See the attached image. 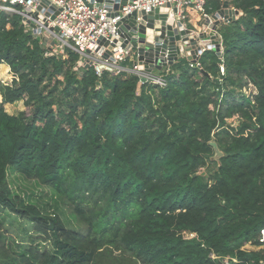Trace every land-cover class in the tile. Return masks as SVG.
<instances>
[{
  "label": "trees",
  "instance_id": "obj_1",
  "mask_svg": "<svg viewBox=\"0 0 264 264\" xmlns=\"http://www.w3.org/2000/svg\"><path fill=\"white\" fill-rule=\"evenodd\" d=\"M226 1L241 15L218 29L223 54L205 46L202 69L179 59L158 73L166 86L86 69L69 48L68 58L45 55L22 16L0 12V63L15 75L0 83V214L33 230L17 251L0 219V264L264 260V246L244 248L261 245L264 227V0H209L206 13ZM199 14L190 29L202 31ZM46 79L78 96L68 111L54 108ZM250 84L252 96L243 93ZM21 100L36 107L32 116L6 110ZM37 195L62 198L84 229L44 212Z\"/></svg>",
  "mask_w": 264,
  "mask_h": 264
},
{
  "label": "built area",
  "instance_id": "obj_2",
  "mask_svg": "<svg viewBox=\"0 0 264 264\" xmlns=\"http://www.w3.org/2000/svg\"><path fill=\"white\" fill-rule=\"evenodd\" d=\"M208 1L126 0L122 8L110 9L105 4H99L97 0L94 2L90 0H0V12H5L9 15L19 14L22 16V21L36 35H40L44 42L45 38L47 40L51 39V43L57 40L64 47L76 51L80 55L82 66L86 69L92 66L95 68L103 66L104 69L102 71H97L99 74L109 70L114 75L125 71L133 72L139 75L141 83L153 82L160 86H166L167 81L165 78L155 73L158 69L154 68L152 72H149L141 68L140 55H136L137 59L131 61L132 65L130 68H127L126 66L128 65L124 64L127 58H130L131 49L123 45L126 40L123 43L117 42L121 33H124L122 27L126 24L123 19L137 12L136 22L139 23L143 18L140 13L148 14L159 7L167 6L169 13H174V20L182 23L185 28L190 29L187 25L188 9L192 8L202 13L204 16L203 21H205L211 18V15L206 13ZM53 6L55 7L53 8ZM240 15L241 12L234 14L233 20ZM210 22L214 21L210 20ZM219 27L217 28V40L220 41L221 46L217 53L221 56L224 52V47L218 33ZM204 50L205 46L203 45V48L196 52V59H189L186 53L184 56L179 54L178 60L181 57L187 58L191 68L202 69L201 56ZM166 63L167 65L163 66L161 70L170 68L169 59L166 60ZM222 71H224L223 65ZM194 235L191 234V236ZM260 243L261 245L256 247L264 246V227L261 229ZM250 245L255 247V245ZM244 248L251 250L247 246ZM211 257L220 261L221 264H240V260L236 256H218L212 253ZM260 264H264V260H261Z\"/></svg>",
  "mask_w": 264,
  "mask_h": 264
},
{
  "label": "water",
  "instance_id": "obj_3",
  "mask_svg": "<svg viewBox=\"0 0 264 264\" xmlns=\"http://www.w3.org/2000/svg\"><path fill=\"white\" fill-rule=\"evenodd\" d=\"M90 1L94 2L95 0ZM97 2L105 4L110 9H119L126 3V0H97ZM238 13H240L239 10L231 8L229 2L226 1L220 10L202 23L204 31L196 33L192 29L185 28L182 23L176 22L173 18L174 13H169L167 6L159 7L148 14L140 13L143 18L139 23L136 22L138 14L134 12L123 19L126 24L122 27L124 33H121L117 42L123 43L126 40L123 44L126 48H138L142 69L149 72H152L154 68L161 70L163 66L167 65V59L170 64H173L178 60L179 54L184 56L187 53L189 59H196V52L201 48H196L197 44L195 43L201 42L202 38L206 39L209 35L212 39L204 46H210L218 51L221 46L220 41L217 40L218 26L225 20L232 21L233 15ZM169 16L170 18H168ZM210 20L214 22H210ZM208 24H210L209 27ZM192 44L193 47L189 49ZM96 69L102 71L104 67L98 66ZM204 72L208 74L206 71ZM211 144L215 149L213 160H220L225 155L224 152L216 141H212Z\"/></svg>",
  "mask_w": 264,
  "mask_h": 264
},
{
  "label": "rangeland",
  "instance_id": "obj_4",
  "mask_svg": "<svg viewBox=\"0 0 264 264\" xmlns=\"http://www.w3.org/2000/svg\"><path fill=\"white\" fill-rule=\"evenodd\" d=\"M188 14H189V17H188L187 22L189 24H192L191 21L196 19L197 16H200V14L197 11L193 10L192 8L188 9ZM203 22L204 21H202V23ZM202 30L204 31V29ZM194 31L196 33L203 32V31H198V30H194ZM33 34L36 35L34 32ZM209 36L206 39L202 38L201 42L195 43L197 44L196 48L202 49L203 45H205L206 42L212 39ZM38 37L41 39L40 35H38ZM51 41H52L51 39L47 40L45 38V42L47 43L46 45L49 47L46 49L45 55L64 54L67 52V48L64 47L59 41L55 40L52 43ZM192 47H193V44L190 46L189 49H191ZM136 55H139L138 48L131 49L130 63L132 60L135 61L137 59ZM68 57H69V54L67 55L64 54V58H68ZM180 59H183V58L181 57ZM3 64L5 65V63ZM80 64L83 65L81 62V59H80ZM131 65L132 64H128V66L126 67L130 68ZM5 68L6 67H3L2 64H0V83H11L15 75L11 70L8 69V67L6 69ZM60 78L63 79V76H60ZM44 84L47 85V88L45 89V93L49 94L50 90H54V86L56 83L54 80L46 79ZM62 87H63L62 85H59V88L57 90L55 89L53 92L55 100H56L54 108L60 107V108H63V110L68 111L69 105H67V103L68 102L69 104L74 103L75 98L78 96L74 97V96H68L66 94H62L60 91L62 90ZM243 93L245 95L250 94L252 96L254 93H256V88L250 84L248 87H246V89L243 90ZM5 108L6 110H8L9 113H15V114H18L21 111H25L26 115L28 116H32L36 112V107L26 105L25 100H21L12 105H7ZM84 110H85L84 106H82L79 109L80 115L83 114ZM228 123L232 126L237 127L241 123V118L239 116H235L233 118L228 119ZM203 171H206V169H203ZM34 204L40 206L41 209L48 214L59 215L68 227L73 228V229H80V230L84 229L83 224L72 213L70 205L66 201H64L62 198L58 196H49V197L43 198L40 195H37L34 198ZM0 219L4 223L5 228L8 230L7 236L12 241L13 248L15 250L20 251L21 246H22L21 244H25L26 246H29L28 243L31 239V235L33 234L31 223L25 222V221L13 222L7 218V214L5 211L1 212ZM189 236H191V234H189ZM246 246L251 248V250H258L262 248V247H256V246L254 247V246H251L250 244H247ZM45 247H47L46 243L42 245V248H45Z\"/></svg>",
  "mask_w": 264,
  "mask_h": 264
},
{
  "label": "crops",
  "instance_id": "obj_5",
  "mask_svg": "<svg viewBox=\"0 0 264 264\" xmlns=\"http://www.w3.org/2000/svg\"><path fill=\"white\" fill-rule=\"evenodd\" d=\"M228 2H229V1H228ZM229 4H230V2H229ZM230 7L233 8V6H232L231 4H230ZM198 13H199V12H198ZM0 64H2L3 67H6V68L8 67V69L11 70V67H10L8 64H6V63H5V65H4L3 63H0ZM6 68H5V69H6ZM155 73L158 74L159 71L157 70V71H155ZM0 97H1V100H0V101H1V103H2V102H3V96H2V94H0ZM18 102H19V101H18ZM16 103H17V102H16ZM13 104H15V103H13ZM7 105H12V104H11V103H5V104H4L5 107H6ZM11 107H12V106H11ZM7 111H8V110H7ZM10 114H15V113H10ZM18 114H19V113H18ZM18 114H15V115H18Z\"/></svg>",
  "mask_w": 264,
  "mask_h": 264
},
{
  "label": "bare ground",
  "instance_id": "obj_6",
  "mask_svg": "<svg viewBox=\"0 0 264 264\" xmlns=\"http://www.w3.org/2000/svg\"><path fill=\"white\" fill-rule=\"evenodd\" d=\"M210 24H208V26H209Z\"/></svg>",
  "mask_w": 264,
  "mask_h": 264
}]
</instances>
